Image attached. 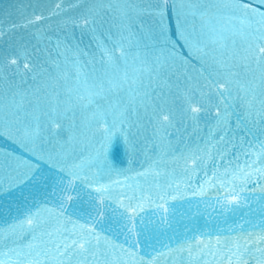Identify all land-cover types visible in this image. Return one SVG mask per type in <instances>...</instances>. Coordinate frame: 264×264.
Returning <instances> with one entry per match:
<instances>
[{
    "label": "snow or ice",
    "instance_id": "obj_1",
    "mask_svg": "<svg viewBox=\"0 0 264 264\" xmlns=\"http://www.w3.org/2000/svg\"><path fill=\"white\" fill-rule=\"evenodd\" d=\"M0 264H264V0L0 4Z\"/></svg>",
    "mask_w": 264,
    "mask_h": 264
},
{
    "label": "water",
    "instance_id": "obj_2",
    "mask_svg": "<svg viewBox=\"0 0 264 264\" xmlns=\"http://www.w3.org/2000/svg\"><path fill=\"white\" fill-rule=\"evenodd\" d=\"M17 0H0V4H2L5 8L8 7L9 3H16ZM246 209L239 210L235 213V215L232 214H226V219L229 224L238 222L240 217L246 212ZM216 223H219L221 227L225 226L223 223V219L217 221L215 219V214H213L212 217H209L207 214H204L201 217H198L196 220V226L201 229V231H212L214 230Z\"/></svg>",
    "mask_w": 264,
    "mask_h": 264
}]
</instances>
